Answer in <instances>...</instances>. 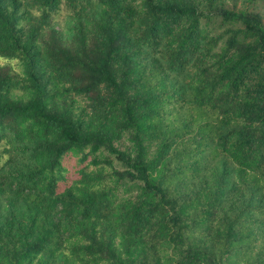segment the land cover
<instances>
[{"label": "trees", "instance_id": "trees-1", "mask_svg": "<svg viewBox=\"0 0 264 264\" xmlns=\"http://www.w3.org/2000/svg\"><path fill=\"white\" fill-rule=\"evenodd\" d=\"M63 9L68 34L50 27ZM0 58L20 67L0 65V196L13 199L0 264H237L253 253L264 264V232L249 226L264 221L263 13L225 0H0ZM184 93L194 128L162 123ZM207 149L221 163L212 187L169 192L176 168L152 180ZM128 180L142 193L118 204Z\"/></svg>", "mask_w": 264, "mask_h": 264}, {"label": "rangeland", "instance_id": "rangeland-1", "mask_svg": "<svg viewBox=\"0 0 264 264\" xmlns=\"http://www.w3.org/2000/svg\"><path fill=\"white\" fill-rule=\"evenodd\" d=\"M226 6L230 9L236 8L240 11H258L264 14V0L261 2H258L256 4L252 3H244L242 0H225ZM237 5V6H235ZM220 20V18H217ZM218 24V21L216 22V25ZM74 25V21L71 20V18L68 15V12L66 10L60 11L58 14L55 15L54 19L52 20V23L50 25L51 28L56 29L63 34H68L72 27ZM216 28V27H215ZM0 65L6 66L9 68H12V70H15L16 72H20V67L16 61H8L3 58H0ZM168 80L172 85L175 86L176 89L180 90L183 86V79L180 76L174 75L172 73H168ZM182 96L185 98L184 101H179L178 103L175 102L170 103L168 107V113L167 115L162 118V123H168L174 126V128L178 129L179 127L183 126L184 124L188 123L189 125L193 126L192 124L195 123L194 120L189 119L188 115V101H187V93L182 94ZM87 100H79V103L81 105H85ZM77 106V104H75ZM194 128V126L192 127ZM121 144L122 148H125L129 143L126 139H123ZM176 155L179 156L178 153ZM101 156H104V154H101ZM175 156V155H174ZM69 163L71 167H69V177L70 179H74L75 172L77 170V159L72 158L69 159ZM116 164V163H115ZM195 165L198 169V173H194L193 169L190 165ZM117 165V168H120V166ZM221 163L220 159H214L211 155L210 149H207L206 151L200 153V154H194L188 158L183 159V161H177L168 163V165H161L157 169H154L151 171L152 180H158L159 178H162L165 175H169L171 171L176 168L177 175H174L169 179V192H175L176 188L180 187L182 190H187L186 192L190 193H198L200 190L203 192L207 187H212L215 184V172L219 169ZM84 166V165H83ZM166 167V171H165ZM19 167H9L8 172L12 174H16L18 172ZM186 168V169H183ZM182 171V173H181ZM180 172V173H179ZM141 189L137 182L128 180L125 185L122 186L118 193V199L117 202L120 204L123 201H126L128 199H133L140 195ZM238 198V196H237ZM13 202V199L9 195H2L0 196V223H2L8 214V211L11 208V204ZM235 205V200L231 199L227 201L226 208L224 210V213H229L231 208ZM251 230L262 231L264 232V221L262 218L257 217L251 220L250 225ZM116 239V246L118 250H121V241L120 239ZM206 243V238H202L200 235H198L195 238V244L203 245ZM70 246V245H68ZM256 254H249L246 257V260L241 261L237 264H255ZM33 264H41V257H38L34 260ZM60 264V263H58ZM148 264H151L150 260H148Z\"/></svg>", "mask_w": 264, "mask_h": 264}]
</instances>
